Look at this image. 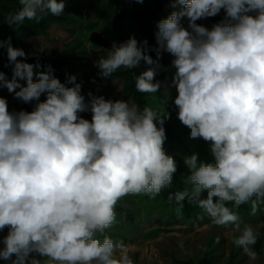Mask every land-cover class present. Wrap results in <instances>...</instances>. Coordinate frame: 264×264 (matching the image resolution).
Listing matches in <instances>:
<instances>
[{
  "label": "clouds",
  "instance_id": "9594fccd",
  "mask_svg": "<svg viewBox=\"0 0 264 264\" xmlns=\"http://www.w3.org/2000/svg\"><path fill=\"white\" fill-rule=\"evenodd\" d=\"M19 4L4 18L9 26L39 23L48 14L59 17L66 6L65 0ZM177 4L180 10L157 22L154 47L131 36L113 42L95 66L107 79L144 62L148 67L135 77L136 90L155 94L163 87L166 97L169 85L156 76L166 70L162 54L174 57L177 117L190 138L209 143L213 162L200 161L196 153L186 157L187 187L170 193L168 202L177 205L178 218L187 202L213 225L231 227L239 234L232 243L254 261L260 234L235 209L250 203L256 215L264 205V0H174ZM222 9L224 18L211 29L196 23ZM0 48H6L12 65L11 79L0 71V88L26 104L36 101L32 111L10 112L0 97V233L7 229L0 259L136 264L126 244L106 231L116 223L123 198L155 199L172 185L177 164L164 148L170 114L92 93L86 100L75 76L62 83L51 65L39 71L42 65L25 62L28 54L10 38L0 40ZM84 112L91 120L80 115Z\"/></svg>",
  "mask_w": 264,
  "mask_h": 264
},
{
  "label": "rangeland",
  "instance_id": "374dc122",
  "mask_svg": "<svg viewBox=\"0 0 264 264\" xmlns=\"http://www.w3.org/2000/svg\"><path fill=\"white\" fill-rule=\"evenodd\" d=\"M168 1L169 15L180 10V5L173 6L174 0ZM156 4V0H143V3L137 0H65L62 16L66 21L53 24L47 36L31 38L24 51L28 56L44 54L47 59L54 60L63 51L74 50L75 64L66 68V73H79L85 78L82 95L86 100L89 99L88 94L92 93L105 99L133 103L125 99L123 81L111 77L101 78L95 62L107 56L113 42L125 41L131 36H135L138 41L145 40L149 34L143 30L146 26L150 27L152 21L143 20L141 16L152 14ZM200 21L209 29L216 24L209 18ZM181 22L187 27L186 18ZM173 59V56L164 52V60H160V64L166 70H161L156 76L157 80L166 81L169 85L167 96L162 87L161 98L155 93L147 94L146 99L147 106L158 109L161 114H170L165 125L182 141L177 160L184 171V179L189 174L184 163L186 157L196 153L198 159L204 162H213V157L209 143L202 138H190V129L177 117L174 99L178 93L171 86L175 74L171 64ZM124 70L127 69L121 68L117 72ZM203 195L206 196V193ZM118 204L123 207V211L116 212V223L106 234L113 240L123 241L136 264H197L204 257L211 264H264V253H258L256 260H250L242 249L232 243L239 234L232 231L231 227L213 225L202 209H199L197 218L202 215L204 219L191 221L184 216L178 218L176 212L160 201L144 199L143 194L126 196ZM132 216L136 228L130 223ZM243 222L263 232L264 205L255 217ZM5 235L7 229L0 233V238ZM217 237L220 238L219 243L216 242ZM181 242L183 249L179 247Z\"/></svg>",
  "mask_w": 264,
  "mask_h": 264
},
{
  "label": "trees",
  "instance_id": "16d2710c",
  "mask_svg": "<svg viewBox=\"0 0 264 264\" xmlns=\"http://www.w3.org/2000/svg\"><path fill=\"white\" fill-rule=\"evenodd\" d=\"M156 2L157 4L152 14L150 15L143 14L141 16V19L143 20L152 21V24L150 25V27L146 26L143 31L149 34L146 40L148 41L149 46H153V47L156 44L154 34L157 31V22L161 19L167 18V16L169 15V8H170V4L168 0H156ZM20 7L21 5L19 4V0H0V40L7 41L10 38L12 46L16 48H22L23 50H25L27 47V43L31 38H39L42 36H47L48 31L53 26V24L62 23L66 21V18L62 15L57 17L51 14H48L44 16L40 20L39 23H36L35 21L26 20L24 24H22L19 27L15 25L9 26V24L5 21L4 18L9 13H13L17 11ZM224 15L225 13L224 11H222L217 16L210 17L209 19H211L215 23H218L224 18ZM186 21H187V18H186ZM196 23L202 25L200 20H198ZM120 42H123V41H120ZM149 54L153 57V59H156L155 52H150ZM75 58H76V52L74 50H70V51H63L54 60L47 59V57L44 54H36L32 56H27V59L25 62L31 63V64L40 63L42 67L39 69V71H46L47 66L51 65L54 76L58 78L62 83H66L69 76H75L76 82L80 83L83 89L84 85L86 84V80L81 74L66 73V68L71 67L75 64V61H76ZM162 60H164V53L162 54L161 61ZM147 67L148 66L145 65L144 62H141L140 67H137L135 69H127L124 71L116 72L111 76V78L120 79L123 81L124 90H125L124 91L125 99L137 104L141 109L144 106L148 105V102L146 99L147 93H139L136 90L135 77L138 76L144 70H146ZM0 71H3L7 75V77L11 79L12 65L8 63L6 48H0ZM20 83L26 86L25 81H20ZM66 86L70 87L72 85L66 84ZM82 89H81V94H82ZM16 91H19V89H17ZM157 94L161 98V92H158ZM0 97H3L7 100L10 112H19L21 110L32 111L35 108L36 101L26 104L22 102L21 100L15 98V94L10 93L6 87L0 88ZM45 98L46 96L42 94V96L40 97V100L43 101ZM80 115L85 119L91 120L90 112L80 113ZM164 127L166 130V136H167V139L164 144V148H165L166 153L174 158L177 164V172L174 174L172 185L168 188H165L155 199H150L147 195H143V197L146 200L160 201L163 204H165L168 208H170L172 212L175 213L176 212L175 209L177 205H175L174 202L170 204L168 202V196L170 193L183 190L185 187H187V185L185 184L182 178L184 171L180 163L177 160V155L179 153L180 147L182 146V141L175 134L172 133L171 129L168 126L164 125ZM228 206L232 207L231 204H229ZM262 207L263 205H261V209ZM199 209L200 208L197 205L188 204L187 202H185L184 208L182 210V216L186 217L187 219L191 221H195L196 219H198L197 213ZM115 210L116 212H121L123 211V207L120 204H117ZM235 210L240 215L242 221L251 220L253 217H255L260 212L258 211L256 215H252L250 203L241 205L238 209H235ZM130 223L133 225V227L136 228V225L134 224L133 216L130 219ZM259 234H260V238L258 239L257 244L254 246V250L257 253L262 254L264 253V231L259 232ZM0 264H9V261L0 259ZM197 264H211V263L206 257H204Z\"/></svg>",
  "mask_w": 264,
  "mask_h": 264
}]
</instances>
